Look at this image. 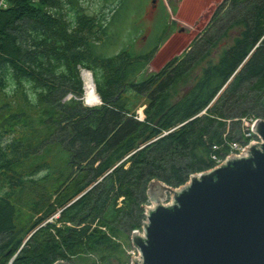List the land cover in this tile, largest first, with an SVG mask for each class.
I'll list each match as a JSON object with an SVG mask.
<instances>
[{"label": "trees", "instance_id": "1", "mask_svg": "<svg viewBox=\"0 0 264 264\" xmlns=\"http://www.w3.org/2000/svg\"><path fill=\"white\" fill-rule=\"evenodd\" d=\"M133 3L116 0L109 16L98 17L81 0H0V175L19 185L41 165L22 173L34 144L21 125L53 129L66 155L52 201L48 176L39 188L24 179L37 198L26 222H16L15 193L0 190V264H96L84 258L89 254L100 264H124L117 239L141 225L149 180L184 184L212 168V156H223L230 141H247L242 117L264 119V0L220 4L188 49L157 71L147 66L174 21L155 29L149 50L130 41L114 53L94 49L110 41L102 35ZM83 69L99 106L79 99ZM69 93L75 97L64 99Z\"/></svg>", "mask_w": 264, "mask_h": 264}, {"label": "water", "instance_id": "2", "mask_svg": "<svg viewBox=\"0 0 264 264\" xmlns=\"http://www.w3.org/2000/svg\"><path fill=\"white\" fill-rule=\"evenodd\" d=\"M252 130L261 141L250 140L184 184L149 180L151 205L141 203L142 233L132 229L138 254L131 264H264V120L255 119ZM166 190L170 201L163 204Z\"/></svg>", "mask_w": 264, "mask_h": 264}, {"label": "rangeland", "instance_id": "3", "mask_svg": "<svg viewBox=\"0 0 264 264\" xmlns=\"http://www.w3.org/2000/svg\"><path fill=\"white\" fill-rule=\"evenodd\" d=\"M142 0L140 7L135 6L137 0H134V3L129 6L127 11L119 10L117 12V17L113 19L114 22L106 31V35L101 38H110V41H97L94 44V49L97 48L98 51L108 54L110 52H116L120 50L123 46H125L129 41L132 42L135 50H149L156 43V38H159L157 34H153V32L158 30L161 27V24H170L173 25L172 21H174V26H170L168 28V37L158 45L154 56L147 66V71H157L162 67V65L172 58L175 55L181 54L184 50L188 49L192 39L199 34H202L204 29L209 25L211 21V17L213 13L218 9L219 5H222V9L228 8V2L230 0ZM163 2L165 8L161 3ZM116 0H81L82 6L85 8L86 12L91 14H96L98 17L101 15L107 14L109 16L111 8L114 7ZM224 13V12H223ZM224 17L226 13H224ZM223 17V18H224ZM133 26L136 28H133ZM121 31L119 28H121ZM155 35V36H154ZM156 37V38H155ZM111 38H113V42L117 45H112ZM220 46V45H219ZM90 75V74H89ZM85 76V75H84ZM91 76V75H90ZM92 78V76H91ZM82 82L84 81L81 76ZM94 83V81H93ZM92 83V86H93ZM95 87V84H94ZM93 87V89H94ZM87 90V89H86ZM26 92L28 96L33 99L34 94L30 92V89L26 87ZM95 92V90H94ZM11 93V92H9ZM96 93V92H95ZM85 88H84V99L85 96ZM97 94V93H96ZM86 101V100H85ZM82 101L84 106L94 107L101 105L100 102L96 104H88ZM145 106H140L136 110L137 116L144 117L143 109ZM37 118V117H36ZM262 119V118H261ZM264 120V119H263ZM26 129V132H25ZM19 130H23V139H33V148L29 149V157L27 161L24 162L22 167V173L28 172V168L30 163L34 165H39L36 167V171L32 173V175H23V181L17 185V183L13 182L11 185L8 182V177L0 175V190L1 193L4 191H13L15 194L12 197V202L16 207V222L24 223L28 220V217L33 214L32 210L28 207L31 205L34 200L37 198L33 195L30 197L31 188L28 187V183L24 181V179L32 178L37 182V187L41 185L42 178L48 176L46 179L49 180L48 183L45 184V189L49 192V197L47 200H53L54 190L51 188L52 185L56 187V183L54 182V178L57 176V169L61 167V161L64 157H66L65 152L60 148V146L52 141L54 139L53 133L54 130L47 131V128L41 125H33L31 127H23L21 125ZM32 130L35 132L33 133ZM21 135V134H20ZM46 139V140H44ZM5 141V140H4ZM7 141V139H6ZM44 141L45 143L37 146V142ZM38 142V143H39ZM41 142L39 144H41ZM36 145V146H35ZM37 153L43 156H36ZM28 162V163H27ZM44 164V165H42ZM26 170V172L24 171ZM65 174H68V170L64 171ZM11 174V173H9ZM65 175L61 180H63ZM190 174L188 176V179ZM23 189H19L22 187ZM39 188V187H38ZM44 188V187H43ZM30 193V194H29ZM166 199L162 200V203H167L170 200V191L166 190ZM47 195V194H45ZM30 197V198H29ZM150 204V199L145 203ZM57 213L52 216V218H56ZM144 216V215H143ZM104 229V227H101ZM139 231H142V227L136 228ZM132 231V230H131ZM131 231L127 234V236L118 237L121 242V250H122V260H126L124 264H127L129 259L126 253L127 249L131 247L130 234ZM84 257V256H83ZM88 261H95L96 264H100L97 261L96 257H92L90 254L85 256Z\"/></svg>", "mask_w": 264, "mask_h": 264}, {"label": "built area", "instance_id": "4", "mask_svg": "<svg viewBox=\"0 0 264 264\" xmlns=\"http://www.w3.org/2000/svg\"><path fill=\"white\" fill-rule=\"evenodd\" d=\"M71 96L72 95L69 93V94H67V96L65 97V99H69ZM138 119H142V117L141 116H138ZM255 119H257V118H254V117H242L241 118L242 133L245 136V138H247V141L246 142H243V141L240 142V141H235V140L230 141L228 143L229 150L226 153H224L223 156H216V155H213L212 156L213 159L215 160L214 166H216L220 162H222L225 159V157L228 154H230L231 152H234L235 154H239L240 151L243 149V147L249 144L250 140L261 141V138L252 130V123L255 121ZM147 205H150V204H147ZM144 211H145V209L143 208V215H144V217H143L142 220H145L146 219V215H145ZM142 220H141V225H140L141 227H142ZM138 232L139 233H142V231H139V230H138ZM131 233H132V231H131ZM126 253H127L128 259H129V261H128L127 264H131V254L137 255L138 254V250L131 244V247L129 249H127Z\"/></svg>", "mask_w": 264, "mask_h": 264}, {"label": "bare ground", "instance_id": "5", "mask_svg": "<svg viewBox=\"0 0 264 264\" xmlns=\"http://www.w3.org/2000/svg\"><path fill=\"white\" fill-rule=\"evenodd\" d=\"M89 74H90V72H88L86 70H83V72H82V78L84 80V86L87 89L85 91L86 92V94H85V96H86L85 100L86 101L85 102L88 104H96L100 101V98H99L98 94H96L94 92V89L92 86L93 82H92V78L90 76L91 74L90 75ZM83 97H84V95H83Z\"/></svg>", "mask_w": 264, "mask_h": 264}, {"label": "crops", "instance_id": "6", "mask_svg": "<svg viewBox=\"0 0 264 264\" xmlns=\"http://www.w3.org/2000/svg\"><path fill=\"white\" fill-rule=\"evenodd\" d=\"M122 238V237H121Z\"/></svg>", "mask_w": 264, "mask_h": 264}]
</instances>
